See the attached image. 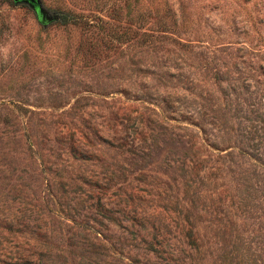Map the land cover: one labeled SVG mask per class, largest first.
<instances>
[{
	"label": "rangeland",
	"instance_id": "obj_1",
	"mask_svg": "<svg viewBox=\"0 0 264 264\" xmlns=\"http://www.w3.org/2000/svg\"><path fill=\"white\" fill-rule=\"evenodd\" d=\"M39 3L0 0V257L264 264V0Z\"/></svg>",
	"mask_w": 264,
	"mask_h": 264
},
{
	"label": "trees",
	"instance_id": "obj_2",
	"mask_svg": "<svg viewBox=\"0 0 264 264\" xmlns=\"http://www.w3.org/2000/svg\"><path fill=\"white\" fill-rule=\"evenodd\" d=\"M262 17H264V14L262 15ZM161 18L162 17H158V20H156V22L159 25L164 24V21ZM141 20H142V18H141ZM133 34H135V33H133ZM120 36L121 35H119V34L115 35V39L120 38ZM130 37L133 38V35H130L129 38ZM138 39L140 40V43L145 42L146 44H150L154 41L155 38L148 31V28H144L143 30L139 31ZM94 186L96 187L95 184H94ZM242 205H244V204H242ZM0 221H2L5 226H7V229L11 225L10 223H5L4 219H1ZM208 231L211 233L210 236H215L216 234H220V235L224 236V235H229V233H230V229H228V228H217V227H215V228L209 229ZM181 235H182V238L184 239L187 247L193 249L194 253L198 252V253H200V255H202L201 253L207 252L208 255H211V253L214 251V250L209 251V249H210L209 243H212V242H205V243H203L204 245H202V243H200V241L198 240V235H200V234H199L198 230L195 229L193 226H189V227H186L185 229H182ZM227 246L228 245H223V247H221L220 256L223 259L228 258L229 252L231 250H234L238 254L237 255L238 261L235 262L234 264H250V262H249L250 259L245 257L244 252H241L240 246H237V245L230 246V248H232L230 250L227 249ZM148 247L151 251L155 250L154 247H152V245H150V244H148ZM1 250L4 251V247ZM31 255H32V252H30V251L18 252V253L17 252L16 253L15 252L14 253L3 252L2 256L0 257V264H32L33 261L31 259ZM200 261H201V257L196 262H200ZM196 262H193V263H196ZM226 264H227V262H226Z\"/></svg>",
	"mask_w": 264,
	"mask_h": 264
},
{
	"label": "water",
	"instance_id": "obj_3",
	"mask_svg": "<svg viewBox=\"0 0 264 264\" xmlns=\"http://www.w3.org/2000/svg\"><path fill=\"white\" fill-rule=\"evenodd\" d=\"M14 3H26L32 10H34L37 20L41 23H45L47 18L45 12L42 9L39 0H12Z\"/></svg>",
	"mask_w": 264,
	"mask_h": 264
}]
</instances>
